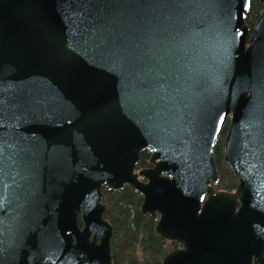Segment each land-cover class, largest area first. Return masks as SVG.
I'll use <instances>...</instances> for the list:
<instances>
[{"label":"water","instance_id":"water-1","mask_svg":"<svg viewBox=\"0 0 264 264\" xmlns=\"http://www.w3.org/2000/svg\"><path fill=\"white\" fill-rule=\"evenodd\" d=\"M252 2L0 0V264H114L102 190L126 184L178 244L161 264H264Z\"/></svg>","mask_w":264,"mask_h":264},{"label":"trees","instance_id":"trees-1","mask_svg":"<svg viewBox=\"0 0 264 264\" xmlns=\"http://www.w3.org/2000/svg\"><path fill=\"white\" fill-rule=\"evenodd\" d=\"M260 0H253L247 22L253 29L259 16ZM229 122L225 126L215 149V161L220 179L214 183L216 189L234 190L238 180L224 160V143ZM151 153L141 152L138 168L149 166ZM105 217L114 226L112 238L114 264H161L169 250V241L156 229L157 218L142 211L143 195L131 185L120 189L103 188ZM82 221H80V224Z\"/></svg>","mask_w":264,"mask_h":264},{"label":"flooded vegetation","instance_id":"flooded-vegetation-1","mask_svg":"<svg viewBox=\"0 0 264 264\" xmlns=\"http://www.w3.org/2000/svg\"><path fill=\"white\" fill-rule=\"evenodd\" d=\"M151 157V156H150ZM149 163H150V161H149ZM150 165H151V163H150ZM149 165V166H150ZM147 167V166H146ZM214 185V184H213ZM216 188V187H215ZM81 225H82V223H81ZM167 241H169V240H167ZM169 244H170V246H171V248H169V250H171V249H173V248H176L177 246H178V244L177 243H174V242H171V241H169ZM168 250V251H169Z\"/></svg>","mask_w":264,"mask_h":264},{"label":"rangeland","instance_id":"rangeland-1","mask_svg":"<svg viewBox=\"0 0 264 264\" xmlns=\"http://www.w3.org/2000/svg\"><path fill=\"white\" fill-rule=\"evenodd\" d=\"M169 248H171L170 244H169Z\"/></svg>","mask_w":264,"mask_h":264}]
</instances>
